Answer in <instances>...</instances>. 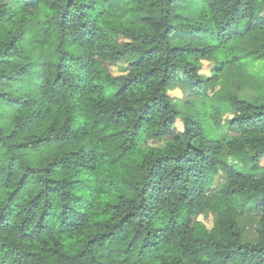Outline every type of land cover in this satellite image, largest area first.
I'll list each match as a JSON object with an SVG mask.
<instances>
[{"label": "trees", "instance_id": "trees-1", "mask_svg": "<svg viewBox=\"0 0 264 264\" xmlns=\"http://www.w3.org/2000/svg\"><path fill=\"white\" fill-rule=\"evenodd\" d=\"M263 160L264 0H0V264H264Z\"/></svg>", "mask_w": 264, "mask_h": 264}, {"label": "rangeland", "instance_id": "rangeland-1", "mask_svg": "<svg viewBox=\"0 0 264 264\" xmlns=\"http://www.w3.org/2000/svg\"><path fill=\"white\" fill-rule=\"evenodd\" d=\"M175 44H180L181 42H183V39H179L177 37H175L173 39ZM211 69H212V63L211 62H202V69H201V74L205 77H211ZM112 72L117 73V71L115 69L112 70ZM220 86L217 87H206V92L209 96H211L214 92L220 90ZM169 95L175 99L176 101H178L179 103H184L187 100H192V97L188 95V93L186 91L181 90L180 88H175L173 90H171L169 92ZM179 109L182 111H185L184 106H179ZM231 118V115H226L224 117L225 119H229ZM176 128L177 129H181V124L179 122H177L176 124ZM236 132L230 128H225L222 131V135L225 137H230L235 135ZM262 164L264 165V160L262 162ZM221 183H223L222 179L216 178L214 185L212 188H210L208 190V195H211L220 185ZM213 216L211 214H203L201 216H199L198 218L195 219V221H199L204 225V228L206 230H209L212 226V222H213ZM238 225L240 226V229L242 230V236H243V240L246 242H250L248 240H254V238H257V230L259 229L260 226V222H259V215L257 214H251V215H245L242 216L241 218H239L238 220ZM252 237V239H251Z\"/></svg>", "mask_w": 264, "mask_h": 264}]
</instances>
